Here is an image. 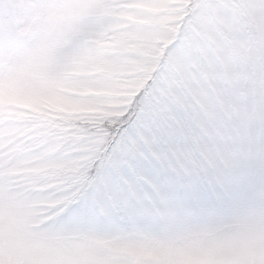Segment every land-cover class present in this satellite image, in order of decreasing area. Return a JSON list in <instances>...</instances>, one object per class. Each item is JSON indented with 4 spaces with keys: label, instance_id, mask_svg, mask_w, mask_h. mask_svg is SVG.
<instances>
[{
    "label": "snow or ice",
    "instance_id": "6c2138e0",
    "mask_svg": "<svg viewBox=\"0 0 264 264\" xmlns=\"http://www.w3.org/2000/svg\"><path fill=\"white\" fill-rule=\"evenodd\" d=\"M0 264H264V0H0Z\"/></svg>",
    "mask_w": 264,
    "mask_h": 264
}]
</instances>
